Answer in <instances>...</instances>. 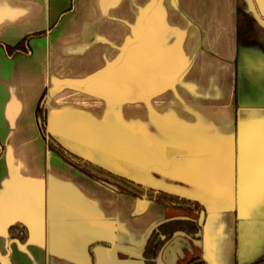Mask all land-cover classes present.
<instances>
[{
	"label": "crops",
	"instance_id": "0c3cea01",
	"mask_svg": "<svg viewBox=\"0 0 264 264\" xmlns=\"http://www.w3.org/2000/svg\"><path fill=\"white\" fill-rule=\"evenodd\" d=\"M41 31L29 54L7 55ZM43 93L69 149L205 206L196 256L264 258V0H0V264H91L94 244V264H145L134 249L151 228L196 213L65 160L37 124Z\"/></svg>",
	"mask_w": 264,
	"mask_h": 264
},
{
	"label": "trees",
	"instance_id": "16d2710c",
	"mask_svg": "<svg viewBox=\"0 0 264 264\" xmlns=\"http://www.w3.org/2000/svg\"><path fill=\"white\" fill-rule=\"evenodd\" d=\"M55 25H53L54 27ZM52 27V28H53ZM46 34V31L33 33L25 36L15 45H5L6 53L9 57H14L17 54H29L31 52L30 41L34 37ZM36 118L40 133L46 139L49 147L59 153L65 160L75 165L85 173L98 179L104 184L116 189L117 191L130 194L139 200L154 201L166 206L176 207L187 211L197 213L196 219L175 218L163 220L154 225L148 233L144 244L143 258L146 264H157V258L161 249L169 242L178 238V233H183L186 236L202 241L203 226L199 224L198 217L201 212H206L205 206L198 200L187 198L179 194L165 191L159 188L151 187L141 182H138L128 176L115 172L105 166L90 161L81 155L69 149L65 143L52 133L47 128V106L46 95L43 93L38 101L36 108ZM0 144V154H1ZM9 238H16L22 243L28 239V231L22 222H13L8 230ZM108 246L109 243L99 242ZM90 247L92 263H95L94 246ZM189 264H206L202 257L193 258ZM255 264H264V259L259 260Z\"/></svg>",
	"mask_w": 264,
	"mask_h": 264
},
{
	"label": "rangeland",
	"instance_id": "374dc122",
	"mask_svg": "<svg viewBox=\"0 0 264 264\" xmlns=\"http://www.w3.org/2000/svg\"><path fill=\"white\" fill-rule=\"evenodd\" d=\"M76 152H80V151L77 149ZM93 156H95V157H93L94 159H98L99 161H101L102 164H107L111 169H113L115 171H118V172L123 173V174L128 175V176L135 177L136 180H139V181L141 180L146 184L154 185L157 187L168 188V189L172 188L171 185L168 184V182H165L164 180H162L160 178L157 179L156 177H152L149 175L148 172L140 171L139 169H137L134 166H126L123 163H120L118 161H114V160L108 159L104 156H100V155H96V154H94ZM213 204H215V203H213ZM190 216H191V213L184 212L183 214H181L177 217L189 218ZM177 235L182 236L181 244L184 245V247H183L184 253H183V255L180 256V258L178 260V264H181L182 262H185L186 259H190L196 255L197 250H195L196 247L194 245L197 244V242L192 241V243H193V245L191 246L192 249L189 250L188 249L189 246L187 244L191 242V241H189L190 239L183 233H178Z\"/></svg>",
	"mask_w": 264,
	"mask_h": 264
},
{
	"label": "flooded vegetation",
	"instance_id": "af4514ba",
	"mask_svg": "<svg viewBox=\"0 0 264 264\" xmlns=\"http://www.w3.org/2000/svg\"><path fill=\"white\" fill-rule=\"evenodd\" d=\"M194 212V211H192ZM204 212V211H203ZM196 213V212H195ZM207 214V209H206V212H205V216ZM201 215V213H200ZM200 215L198 217V221H199V218H200ZM197 213H196V218H197ZM205 220V218H204ZM204 223V221H203ZM203 226V224H202ZM203 231V230H202ZM148 236V234H147ZM188 237V236H187ZM147 238V237H146ZM145 238V240H146ZM181 238L182 236L178 235V238L177 239H174L172 241H169L160 251L159 255H158V258H157V264H178V260L180 258L181 255H183L184 253V245L181 244ZM190 240L189 241H196L190 237H188ZM13 239V238H11ZM180 241V242H179ZM197 242V241H196ZM144 244H145V241L144 243L141 245V247H139L138 249H134V252L135 253H140L141 252V256H138L139 258H141L144 263H145V260L143 258V249H144ZM188 245V244H187ZM189 246V245H188ZM191 247H188V249L190 250ZM134 253V254H135ZM202 257L201 255H195L193 256L192 258L190 259H186L185 262H182L181 264H189V262L195 258V257ZM264 259V258H263ZM204 260V259H203ZM205 261V260H204ZM206 262V261H205ZM258 262V261H257ZM255 262V263H257ZM254 263V264H255ZM146 264V263H145ZM207 264V262H206Z\"/></svg>",
	"mask_w": 264,
	"mask_h": 264
},
{
	"label": "water",
	"instance_id": "95a60500",
	"mask_svg": "<svg viewBox=\"0 0 264 264\" xmlns=\"http://www.w3.org/2000/svg\"><path fill=\"white\" fill-rule=\"evenodd\" d=\"M65 145H66V144H65ZM66 146H67V145H66ZM75 153H77V152H75ZM77 154H79V153H77ZM79 155H81V154H79ZM81 156L84 157V158H86V159H88V160H90V161H93V162H95V163H98V164H100V165H102V166H105V167L109 168V167L106 166L105 164H102V163H100V162H98V161H95V160H93L92 158H88V157L83 156V155H81ZM109 169H111V168H109ZM111 170H113V169H111ZM113 171H115V170H113ZM115 172H118V171H115ZM118 173H120V172H118ZM120 174H123V173H120ZM123 175H125V174H123ZM125 176H128V175H125ZM128 177H130V176H128ZM130 178L136 180V179L133 178V177H130ZM136 181L140 182L139 180H136ZM142 184H144V183H142ZM145 185H146V184H145ZM148 186H149V185H148ZM151 187H153V186H151ZM204 218H205V212H201V215H200V218H199V221H198L200 225L203 224ZM174 219H175V218H174ZM13 222H17V221H11L10 224H9V226H10ZM145 241H146V240H145ZM135 255H136V254H135ZM136 256H141V252H140V253H137Z\"/></svg>",
	"mask_w": 264,
	"mask_h": 264
}]
</instances>
